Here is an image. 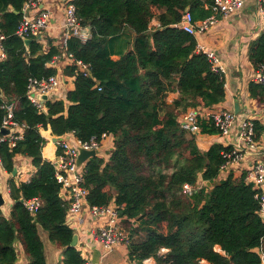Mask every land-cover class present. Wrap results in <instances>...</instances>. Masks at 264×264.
I'll return each instance as SVG.
<instances>
[{"label": "trees", "instance_id": "16d2710c", "mask_svg": "<svg viewBox=\"0 0 264 264\" xmlns=\"http://www.w3.org/2000/svg\"><path fill=\"white\" fill-rule=\"evenodd\" d=\"M212 1L72 0L81 25L89 28L87 37L71 36L64 47L49 43L44 51L35 36L26 47L16 34L26 0H0L5 53L0 125L3 104L9 102L13 120L23 128L13 146L0 142V161L10 174L16 155L31 158L35 167L28 180L8 181L12 202L9 218L0 209V264H18V243L26 264H46L38 226L61 249L57 264H85L80 250L70 246L74 230L66 223L68 202L60 196L53 163L42 157L46 139L41 128L55 136L72 132L81 141L94 137L102 143L112 136L107 161L93 156L85 162L83 185L90 205L116 206L131 237L127 248L133 264L151 257L155 264H261L259 189L246 183L244 170L220 178L221 152L230 146L213 143L201 151L195 135L188 136L179 125L188 111L212 110L226 96L224 75L196 52L195 36L179 24L185 11L195 21L209 17ZM153 19L158 25H150ZM64 51L86 63L88 71L63 67L73 88L64 99H49L45 110L39 109L26 96L28 78L55 74L48 64ZM248 59L254 69L264 65V30L250 43ZM247 89L257 104H264V84L249 81ZM170 92L177 97L168 103ZM253 122L259 138L264 123ZM201 133L218 130L203 120ZM184 184L193 187L190 194L183 192ZM31 198L40 201L34 214L23 203Z\"/></svg>", "mask_w": 264, "mask_h": 264}, {"label": "built area", "instance_id": "2783aa9c", "mask_svg": "<svg viewBox=\"0 0 264 264\" xmlns=\"http://www.w3.org/2000/svg\"><path fill=\"white\" fill-rule=\"evenodd\" d=\"M72 0L65 1L64 6V24L62 27V38L60 44L64 47L66 41L71 36H76L81 39L87 37L85 34V27L81 25L78 18L75 6ZM246 0H213L211 3V15L203 20H193L192 14L185 11L180 21L181 28L189 34L195 35L202 33L212 26L220 18L230 16L237 13L244 6ZM42 0H26L22 7V18L16 29V34L20 38L35 36L38 41H42V33L49 27L51 19V11L47 8H40L33 16H27V11L31 7H37ZM4 35L0 33V61L5 57L2 40ZM196 52H201L206 55L210 61L211 68L224 75V67L220 59L213 50L205 48L200 43H196ZM63 56L68 64L75 65L78 70L84 74L88 71V65L83 61L76 59L71 53L65 51L62 55L53 57L49 63L50 66L57 69V61ZM60 74L57 72L48 77L36 79L28 78L26 86L27 98L39 109L45 110L44 101L38 98L39 94L48 96L49 98L59 88L61 84ZM251 81L264 84V65H259L254 69L251 76ZM53 98V97H51ZM5 114L2 118L0 128L10 130V133L3 135L0 133V142L7 140L10 146L15 144V141L22 137L23 128L16 121L13 120L14 104L5 102L3 104ZM202 107L192 109L185 113L179 119L180 127L188 135H197L201 132V121H211L213 126L218 130V134L226 136L230 131L236 127L235 139L230 145V149H225L221 152L224 162L220 165L219 176L228 172V167L237 163L242 155L246 152H252L257 149L258 139L255 138V126L252 119L241 118L234 110L231 109H208L201 110ZM66 134V133H65ZM63 135L57 138L54 143L56 149L60 152L56 154L55 159L51 162L55 167L56 179L61 184V192L66 196L68 202L66 219H70L75 229L82 227L85 223L83 214L85 211L92 219H99L104 217L102 225L98 226L91 235L99 243L102 249V254L111 252L119 245H128L131 237L121 224V216H119L116 206L108 204L106 206L90 205L87 201L88 190L83 185V165L77 167L76 159L78 155V148L84 149H99L101 142L92 137L88 141L78 140L72 132L67 133V138ZM72 137L73 141L70 140ZM106 134H102L101 138H105ZM226 146V147H227ZM1 163V161H0ZM2 165V164H1ZM3 167V166H2ZM246 183H251L254 188L259 189V211L264 213V161H256L251 167L246 170ZM193 187L189 184L183 185V192L190 194ZM65 200V199H64ZM26 209L34 214L40 205L37 198L23 200ZM67 223V221H66ZM68 225V224H67ZM164 251L165 249H161ZM85 264H91L86 262Z\"/></svg>", "mask_w": 264, "mask_h": 264}, {"label": "crops", "instance_id": "0c3cea01", "mask_svg": "<svg viewBox=\"0 0 264 264\" xmlns=\"http://www.w3.org/2000/svg\"><path fill=\"white\" fill-rule=\"evenodd\" d=\"M65 1L69 0H42L37 7H31L27 11V16L35 15L40 8H47L51 11V19L49 27L42 33L41 43L44 51L47 50L48 44L59 45L62 38V25L64 24V6ZM202 19H198L200 21ZM150 25H158V22L153 19ZM264 30V0H246L242 9L230 16L220 18L206 31L195 34L197 43H200L205 48L213 50L220 59L224 67V87L226 90L225 99L213 105L212 109H231L235 111L234 105L238 106V115L241 118L259 120L264 123V104H257L248 93V83L251 81V76L254 67L248 59V48L250 43L255 40L258 35ZM118 55H112L113 59H117ZM49 65V64H48ZM57 69L60 74L61 84L51 97L54 99H64L65 93L73 88V79L71 76L63 74V67L68 65L67 60L61 56L57 61ZM63 79V80H62ZM49 99H53V98ZM177 97V92H170L167 95L166 101L172 102ZM202 111L208 110L202 107ZM236 127L226 136L220 134L199 133L195 135L196 143L201 151H206L213 143H220L224 146L230 145L235 139ZM42 136L46 139V143L42 148V157L52 161L56 156V148L52 142L50 129H40ZM188 135V134H187ZM190 136V135H188ZM59 138V136H56ZM67 138V133L64 134ZM51 140V141H50ZM70 140L73 141L72 137ZM113 149V138L108 136L103 140L96 156L107 161ZM264 161V134L258 139L257 149L252 152H246L241 159L228 167V172L223 173L224 178L230 171L248 170L256 161ZM15 173H8L0 163V190L4 203L0 205L2 215L6 218L10 216L11 198L9 197L8 181L14 178L15 182L28 180L35 167L31 162V158L22 155L15 156ZM264 189V186H263ZM60 196L66 200V196L60 191ZM113 204V203H111ZM85 223L82 227L75 229L70 219H66L68 226L72 227L74 232L79 235V240L76 248L80 250L82 257L86 262L91 264H133L128 259V246L119 245L111 252L102 254V249L99 243L91 235L98 226L104 222V217L92 219L85 211L83 214ZM89 225V227H87ZM84 231H88L85 233ZM38 234L43 244V252L46 264H57L61 249L50 242L47 233L38 226ZM220 251L219 247L215 248ZM258 251V249H255ZM166 251V249L164 250ZM16 255L18 264H26V258L23 250L18 243L16 245ZM143 264H155V260L151 257L145 259ZM202 264H209L203 260ZM261 264H264V255L261 258Z\"/></svg>", "mask_w": 264, "mask_h": 264}, {"label": "water", "instance_id": "95a60500", "mask_svg": "<svg viewBox=\"0 0 264 264\" xmlns=\"http://www.w3.org/2000/svg\"><path fill=\"white\" fill-rule=\"evenodd\" d=\"M85 34L87 35L89 33V28L86 27L85 28ZM23 41L26 45V47L28 46V44L32 41L31 38H28V37H25L23 38ZM63 80V79H62ZM0 96L3 97L2 95V90L0 89ZM38 98L43 100V101H47L49 100V97L46 96V95H43V94H39L38 95ZM235 107V112L238 113L239 109H238V106L237 104L234 105ZM48 117H50V115H48ZM0 133L3 134V135H7L10 133V130L9 129H6V128H0ZM52 142L55 143L57 141V137H52ZM96 150L94 149H84V148H81L79 147L78 148V155H77V159H76V165L77 167L81 166V165H85V162L90 158V157H93V156H96ZM16 169L14 168L13 169V174L15 173ZM199 178V181H202V178H201V175L199 174L198 176ZM206 185H210L209 182H206ZM4 203V199L2 197V194H1V190H0V205H2ZM262 216H264V213H262ZM87 227H89V225H87ZM85 233H88V231H84ZM78 240H79V235L77 232H74L73 235H72V239L70 241V246H76L77 243H78Z\"/></svg>", "mask_w": 264, "mask_h": 264}, {"label": "rangeland", "instance_id": "374dc122", "mask_svg": "<svg viewBox=\"0 0 264 264\" xmlns=\"http://www.w3.org/2000/svg\"><path fill=\"white\" fill-rule=\"evenodd\" d=\"M50 141H51V140H50ZM137 238H138V237H137ZM164 252H165V251H162V250L160 251V253H164Z\"/></svg>", "mask_w": 264, "mask_h": 264}]
</instances>
